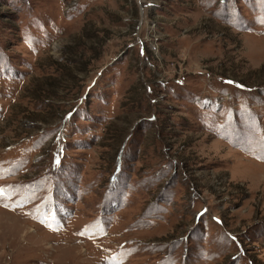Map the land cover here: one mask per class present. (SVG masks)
Returning a JSON list of instances; mask_svg holds the SVG:
<instances>
[{
  "label": "rangeland",
  "instance_id": "obj_1",
  "mask_svg": "<svg viewBox=\"0 0 264 264\" xmlns=\"http://www.w3.org/2000/svg\"><path fill=\"white\" fill-rule=\"evenodd\" d=\"M0 264H264V0H0Z\"/></svg>",
  "mask_w": 264,
  "mask_h": 264
}]
</instances>
